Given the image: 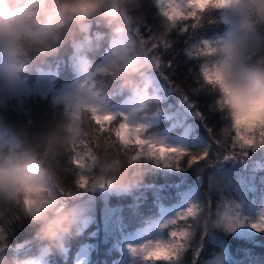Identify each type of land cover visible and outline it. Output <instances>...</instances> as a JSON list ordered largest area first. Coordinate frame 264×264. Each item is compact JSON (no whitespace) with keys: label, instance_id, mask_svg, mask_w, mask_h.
I'll use <instances>...</instances> for the list:
<instances>
[{"label":"clouds","instance_id":"9594fccd","mask_svg":"<svg viewBox=\"0 0 264 264\" xmlns=\"http://www.w3.org/2000/svg\"><path fill=\"white\" fill-rule=\"evenodd\" d=\"M140 4L141 0H0V93L20 100L28 78L49 66V60L61 58L66 47L75 50L79 73L72 88L55 99L59 116L39 131L19 134L0 119V212L19 210L36 230V254L10 264H49L87 227L90 207L84 192L132 195L143 186L146 165L163 162L159 153L136 157L133 145L91 149L85 155L86 141L92 128L107 122L106 116H123L128 126L147 128L143 118L158 114L163 100L153 75L162 61L153 45L167 47L172 33L186 21L200 24L209 12L223 14L224 34L194 51L204 58L202 83L216 93L215 106L226 130L264 135V0H160L162 31L151 48L148 41L137 38L138 25L144 23V17L136 14ZM94 22L107 31L91 35ZM105 40L110 47L108 61L96 65L88 53L99 51ZM205 68L210 80L203 74ZM120 94H127V99L123 110L115 113L113 102ZM152 141L171 149L169 157L178 156L177 150L188 152L183 142L173 146L155 137ZM65 159L68 164L79 161L75 169L81 195L76 198L73 193L72 202L66 199L61 176ZM81 174L88 178L85 188L79 187ZM168 222L153 220L143 245H153L152 233L168 228ZM202 226L207 234L232 233L240 225L225 211ZM185 231L182 244L172 239L169 243L179 245L177 256L192 238L188 226ZM134 255H142L146 264L158 261Z\"/></svg>","mask_w":264,"mask_h":264},{"label":"trees","instance_id":"16d2710c","mask_svg":"<svg viewBox=\"0 0 264 264\" xmlns=\"http://www.w3.org/2000/svg\"><path fill=\"white\" fill-rule=\"evenodd\" d=\"M136 14L144 17V23L138 25L137 38L148 41L151 48L162 31L160 0H141ZM193 24H196L195 20L186 21L172 33L167 47L153 49L162 61V68L154 76L167 94L162 97L158 113L161 121L149 131L156 132L174 125L177 129H173V133H180L185 126L193 125L192 138L198 139L203 135L211 142L208 156L190 165V157L186 155L180 159L179 167H164L163 162L159 166L146 165L148 171L143 186L132 195L109 192L106 197L99 189L84 192V200L90 207V223L82 235L68 241L67 253L54 255L49 264H75L77 252L86 244L91 248L89 264H118L123 255L124 237L135 229L145 227L162 206L179 201L184 190L193 184V181L187 183V179L194 178L206 190L202 192L204 208L193 219L192 238L177 259L158 260L156 263L264 264V231H257L250 224L264 201V165L250 169L242 163L252 160L264 163V145L255 149H240L239 144L234 142L235 132H226L227 123L215 106L216 93L206 89L202 83L204 58L194 51L204 41L213 42L224 34L226 24L223 16L219 12L207 13L197 27L193 28ZM106 31L96 22L90 26V34L94 37ZM109 51L105 40L100 50L89 52L88 57L97 65ZM75 55L73 48L66 47L61 58L49 60V66L43 68L57 70L56 86L70 83L76 77ZM37 75L33 73L28 80L33 81ZM125 98L127 94H120L114 102ZM60 111L51 95L36 91L27 98L8 99L0 103V119L19 134L39 131L56 119ZM121 119L118 116V120ZM118 120L106 122L103 132H98L99 126L92 128L86 141L87 147L109 151L119 147L114 133ZM179 120L183 122L177 125ZM256 137L258 141V134ZM188 152L197 156L204 153ZM230 156L237 161L236 164L228 159ZM63 164L65 170L61 176L66 193H76V198H79L81 191L76 185L75 165L68 164L66 159ZM66 199L72 202L73 195H67ZM225 211L230 212L240 225L237 230L232 233L213 230L206 234L203 223L216 219ZM173 229L171 226L165 228L167 236ZM35 231L19 210L0 212V264H10L13 260L36 254Z\"/></svg>","mask_w":264,"mask_h":264},{"label":"rangeland","instance_id":"374dc122","mask_svg":"<svg viewBox=\"0 0 264 264\" xmlns=\"http://www.w3.org/2000/svg\"><path fill=\"white\" fill-rule=\"evenodd\" d=\"M209 14H213V12H209ZM108 58H109V54L105 57V59H103L97 65H102L107 63ZM57 76L58 73L56 72V70H42L39 73L38 77H36V79H34L32 82L27 80V83L24 87L21 97L27 98L28 96H31V93L33 91H38L45 95L51 94V96L55 100L56 97L61 92L70 90L72 88L74 83L79 78V73L77 71V75L75 79L72 82L64 85L63 87H58L55 85V80ZM155 79H156V87L159 90V94L162 97L166 96L167 92L164 91L163 86L159 84L158 78L155 77ZM126 99L120 102H113V110L115 113H119L120 111L123 110ZM6 100H8V98H6L2 93H0V103L5 102ZM160 121H161L160 115L153 113L148 114L146 117L143 118L142 123H144L147 126V132L145 133V138L152 139L153 137H155L156 139L167 140L173 146H175L177 143L183 142L187 151L201 150L202 152H208L209 149L211 148V142L210 141L208 142V140L205 139V137L200 136L198 139H193L190 137L191 129L194 126L185 127V130L180 134L179 132L173 133V129H177V127H164L156 132L149 131L150 128L158 125ZM182 122L183 121H180L179 123ZM229 155H232V153H230ZM231 157L232 156H230L228 159H232V162L236 164L237 161ZM242 163L244 166H248L250 169H258L259 167H262L264 165L262 160H252V162L243 161ZM195 179L197 178L191 180L187 179V183L190 181H193L192 183H194L197 181ZM205 190L206 188H203V186H199L198 184L191 186L185 192L184 198L179 203L173 204L171 206L163 207L160 217L156 220L160 222H167L176 219L178 214L183 213L190 206L193 205L197 206L200 209V211H202L204 208V200H203L202 192H204ZM101 192L106 197L108 196V194H110L106 190H102ZM262 216H264V205H262V207L260 208V211L258 212L257 216L254 219L250 220V224L251 225L257 224V222L260 220ZM90 220L91 218L89 219L87 226L89 225ZM187 226L189 227L190 231L194 229L195 223L192 218H188L186 220H178L173 230H177V231L187 230ZM147 230L148 227L139 229L133 233L128 234L123 239L122 246L125 251V254L119 260L118 264H146L142 255H134L131 249L141 247L148 240ZM151 240L152 242L163 241L165 243H170L171 236L170 235L167 236L164 229L163 231L153 232L151 235ZM90 252H91L90 245L89 244L84 245L77 254L76 264H89L88 262H89ZM66 253L67 251L65 252V254Z\"/></svg>","mask_w":264,"mask_h":264},{"label":"snow or ice","instance_id":"6c2138e0","mask_svg":"<svg viewBox=\"0 0 264 264\" xmlns=\"http://www.w3.org/2000/svg\"><path fill=\"white\" fill-rule=\"evenodd\" d=\"M220 6V5H217ZM194 15V14H193ZM197 23L193 24L192 27H197ZM187 31V27L184 29ZM158 45H153V49L157 48ZM205 78L211 79L210 73L205 68L203 72ZM122 119L118 120L116 116H106L103 118L104 121L111 122L118 120V126L114 128L115 136L118 138L119 144L121 147L127 148L129 145H133L136 147V157H139L141 155L146 156H153L160 154V159L163 160V166L164 167H172L176 166L179 167L180 165V159L184 156H189L190 161L189 164L191 165L192 162H197L199 160L205 159L208 156L207 152L201 153L200 155H192L189 152H184L182 150L179 151V155L176 157H169L167 153L171 151V149H167L163 147L162 145L156 144L152 141V139L145 138V133L147 132V128L144 126H137L132 127L127 125V118L121 116ZM100 119V118H98ZM105 123L102 127H99L98 132L105 131ZM228 130H226L227 132ZM234 142L239 144L240 149L245 148H257L260 145H264V135L259 136V139L257 141V137L250 136L247 133H241L238 130L235 132ZM99 146V145H97ZM147 149V151H146ZM91 151V148L87 147L86 144V153L85 155ZM134 157V158H136ZM74 165L78 164L79 161L75 160L73 161ZM79 181V187L85 188L88 185V178L84 175L78 176ZM67 195H72L71 193H67ZM200 212V209L193 205L190 206L186 211L183 213L178 214L176 219H173L168 222V226H171L173 229V226L177 224L178 220H186L188 218H194L198 215ZM253 228H255L257 231H264V216L261 217L260 223L253 224ZM187 233L185 230H172L170 233L172 240H179V242L182 244V238L186 236ZM179 245H172L169 243H165L163 241H157L154 242L153 245H142L140 248H132L131 251L136 253H142L144 254L145 259L153 258L156 260H163V261H169L170 257L177 256V253L175 252V248ZM178 258V256H177Z\"/></svg>","mask_w":264,"mask_h":264}]
</instances>
